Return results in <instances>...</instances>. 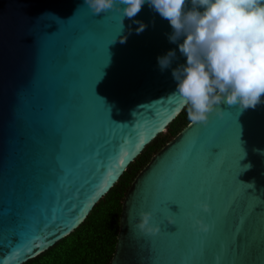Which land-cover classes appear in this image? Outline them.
Listing matches in <instances>:
<instances>
[{"label":"water","instance_id":"obj_1","mask_svg":"<svg viewBox=\"0 0 264 264\" xmlns=\"http://www.w3.org/2000/svg\"><path fill=\"white\" fill-rule=\"evenodd\" d=\"M121 7L0 0V264L76 230L187 107L172 96L183 37L147 2L122 30ZM219 107L133 180L110 264H264V102ZM144 211L156 234L138 229Z\"/></svg>","mask_w":264,"mask_h":264},{"label":"clouds","instance_id":"obj_2","mask_svg":"<svg viewBox=\"0 0 264 264\" xmlns=\"http://www.w3.org/2000/svg\"><path fill=\"white\" fill-rule=\"evenodd\" d=\"M146 2L170 23L171 43L183 37L179 51L186 64L172 71V96L184 99L191 123H206L221 104L245 110L264 102V0H190V9L189 0H84L94 15L122 5V30L125 17H135ZM133 22L138 34L146 27ZM175 58V50L157 57L161 71ZM151 219V212H141L138 229L156 234Z\"/></svg>","mask_w":264,"mask_h":264},{"label":"trees","instance_id":"obj_3","mask_svg":"<svg viewBox=\"0 0 264 264\" xmlns=\"http://www.w3.org/2000/svg\"><path fill=\"white\" fill-rule=\"evenodd\" d=\"M187 107L130 164L116 185L76 230L24 264H110L118 240L123 202L132 182L151 158L191 123L187 117Z\"/></svg>","mask_w":264,"mask_h":264}]
</instances>
